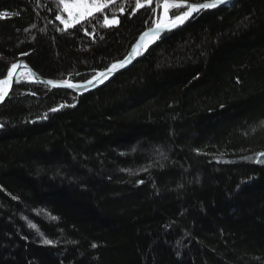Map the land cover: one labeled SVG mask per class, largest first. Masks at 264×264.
Listing matches in <instances>:
<instances>
[{"label": "trees", "instance_id": "16d2710c", "mask_svg": "<svg viewBox=\"0 0 264 264\" xmlns=\"http://www.w3.org/2000/svg\"><path fill=\"white\" fill-rule=\"evenodd\" d=\"M162 1L65 28L60 0H0V80L24 60L86 82ZM261 153L264 0L201 14L84 96L23 78L0 109V264H264Z\"/></svg>", "mask_w": 264, "mask_h": 264}, {"label": "water", "instance_id": "95a60500", "mask_svg": "<svg viewBox=\"0 0 264 264\" xmlns=\"http://www.w3.org/2000/svg\"><path fill=\"white\" fill-rule=\"evenodd\" d=\"M234 1L235 0H228V2L226 4L220 5L216 8L203 10V11H200L199 13H193L192 17H190L188 20H186L183 24H178V26H176L175 28H172L170 31L162 30L161 34L158 37H155L153 35H149V36L145 37L144 40L150 37L149 41L145 43L144 40L143 41L141 40V37L143 36V34L149 33L150 30L156 29L157 25H154L150 28H147L139 36V38L136 40V42L134 43V45H133L130 53L128 54V56H126L123 60H121V61H124L126 63V67L119 69L115 73H108L107 74L108 78L103 80V83L100 82V80L102 79V77L99 76L100 73L95 76V77H97V79L94 80L91 84L88 83L89 80L86 82H81V83H75V82H71V81L49 80V79L42 77L39 73H37L26 61L19 60L18 62L13 63V64L17 65V68L12 70L13 71V77L8 78V76L6 75V77L3 79V80H8L9 82L5 84V87L3 89V91L6 92V95L3 97V99H0V109L2 107H4L11 100L12 95H13V91L23 76H27L30 79L29 82L31 84H34L36 86H42V87L49 88L51 91H54V90L55 91H65V92H70V93L78 95V96H84V95L93 93V92L105 87L106 85H108L118 75L122 74L123 72H126L132 66H134L137 62L142 60L149 53V51L151 49H153L164 37L168 36L169 34L183 30L187 26L193 24L201 14H203L207 11H213V10H216L219 8L227 7L231 3H233ZM204 2H207V1H204ZM201 3H203V2H201ZM187 4H190V2L184 4L182 13L184 11L188 10L186 7ZM192 4H198V3H192ZM168 23L169 22H167V24ZM159 24H161V23H159ZM167 24H165V25H167ZM161 25H163V24H161ZM137 45H139V47H137ZM134 48L136 49L135 53L133 52ZM119 62L120 61H117L115 63H119ZM101 73H107V69ZM90 80H93V78Z\"/></svg>", "mask_w": 264, "mask_h": 264}, {"label": "snow or ice", "instance_id": "6c2138e0", "mask_svg": "<svg viewBox=\"0 0 264 264\" xmlns=\"http://www.w3.org/2000/svg\"><path fill=\"white\" fill-rule=\"evenodd\" d=\"M146 2L148 4L152 3V0H146ZM228 2V0H207V2H203V3H198V4H187V11H184L182 14H174V19L169 20V23L167 25H161V24H157L156 29L150 30L149 33H145L143 34V36L141 37V40L143 41L145 37L149 36V35H153L155 37H158L162 30H168L170 31L172 28H175L176 26H178V24H183L186 20H188L190 17L193 16V13H199L200 11L203 10H208V9H212V8H216L220 5H224ZM60 3L63 5V8L65 11H68L69 14H71L72 9L73 8H77V7H83V8H87L88 5L86 3V0H80L79 3H74V4H68L66 2V0H60ZM106 6V5H105ZM182 5L179 3L174 2V0H163V10L164 13H167L169 11L170 7H181ZM136 7L137 8H141L143 7V5L141 4L140 0H136ZM101 6H97L94 9L90 8L88 11V15L92 14V11H100ZM121 12H123V9H121ZM9 14L7 12H0V18L2 17H6ZM57 20H60L61 17L57 16L56 17ZM62 23H67V21H62ZM105 23L109 24V23H118L117 20H112L109 21L107 19V17H105ZM137 47H139V45H137ZM133 52H136V49H133ZM130 62V61H129ZM126 67V63L124 61H120L119 63H114L111 65V67H109L107 69V73H100L99 76L102 77V79L100 80L101 83H103V80L108 78V73H115L116 71H118L121 68ZM17 68L16 64H12L10 68L7 69V76L8 78H12L13 77V69ZM2 75V74H0ZM97 77H93V80H89L88 83L91 84L94 80H96ZM8 80H0V85H4L6 83H8ZM6 95V92L3 91L2 89H0V99H3V97ZM57 109H52V111H56ZM261 156H264V153L260 154ZM33 226L34 225H30ZM45 244H51L52 241L50 240H45L44 241ZM93 247H96V245H93Z\"/></svg>", "mask_w": 264, "mask_h": 264}, {"label": "rangeland", "instance_id": "374dc122", "mask_svg": "<svg viewBox=\"0 0 264 264\" xmlns=\"http://www.w3.org/2000/svg\"><path fill=\"white\" fill-rule=\"evenodd\" d=\"M115 1L116 0H86V3L88 5L87 8H83V7L73 8L71 14H69V12L68 11H65L64 8H63V13L60 14L61 19L59 21L61 23H62V21H67V23H62L63 26L65 28H71V27L77 25L78 23H80L81 21H83L84 19H86L87 17H90V16H92V15H94V14H96V13L99 12V11H94L93 10L92 11V14L91 15H88L87 13H88V11H89L90 8L94 9L97 6H101V8H100V11H101L102 9H104L108 5L114 3ZM66 2L68 4H74V3H79L80 0H70V1H66ZM174 2L179 3L182 6L181 7H170L169 8V11L166 13L167 14V16L165 18L166 22H169V20L172 19L170 17V12L171 11H173L175 9H182L183 10L184 4L188 3V2H182V1L181 2L174 1ZM163 14H164V10H163V1H162L161 7H160V17H159V20L154 25H157V24H159L161 22V18L163 16ZM112 20H117V19H111L109 21H112ZM107 25L108 26H116V25H118V23H109ZM23 78H28V77L27 76H23L22 79ZM65 81H69V80H65Z\"/></svg>", "mask_w": 264, "mask_h": 264}, {"label": "bare ground", "instance_id": "6f19581e", "mask_svg": "<svg viewBox=\"0 0 264 264\" xmlns=\"http://www.w3.org/2000/svg\"><path fill=\"white\" fill-rule=\"evenodd\" d=\"M166 16H167V14L166 13H164L163 14V16H162V18H161V24H163V25H165V24H167V22H166V20H165V18H166ZM149 39H150V37L149 38H147V39H145L144 40V42L146 43V42H148L149 41ZM4 87H5V84L4 85H0V89H4Z\"/></svg>", "mask_w": 264, "mask_h": 264}]
</instances>
